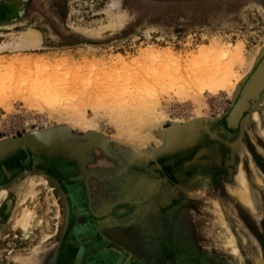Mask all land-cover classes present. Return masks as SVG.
Returning a JSON list of instances; mask_svg holds the SVG:
<instances>
[{"label": "rangeland", "instance_id": "374dc122", "mask_svg": "<svg viewBox=\"0 0 264 264\" xmlns=\"http://www.w3.org/2000/svg\"><path fill=\"white\" fill-rule=\"evenodd\" d=\"M1 7L0 43L27 28L42 37L39 49L0 54L2 68L14 57L16 69L42 59L33 65L74 87L62 93L68 110L25 103V94L0 102V264H254L253 252L264 264V85L243 117L251 99L232 112L264 66V0H0ZM117 20L120 28L105 29ZM229 44L243 47L247 64L232 96L204 91L198 106L186 95L178 100L171 81L165 91L148 90L156 88L147 81L171 70L146 59L149 51L187 57ZM141 92L159 106L137 125L126 97ZM229 116L234 127L241 119L237 128ZM242 171L253 212L226 192ZM32 184L35 195L23 202ZM21 208L35 212L28 233L14 223ZM184 212L193 214L190 231L174 215ZM151 213L155 230L140 226Z\"/></svg>", "mask_w": 264, "mask_h": 264}, {"label": "bare ground", "instance_id": "6f19581e", "mask_svg": "<svg viewBox=\"0 0 264 264\" xmlns=\"http://www.w3.org/2000/svg\"><path fill=\"white\" fill-rule=\"evenodd\" d=\"M4 10L5 8H0V16H2ZM17 24H20V22L13 24L9 27L16 26ZM121 26L122 24L117 20L115 22H112L111 24L109 23V25L105 29H108L110 32H113L115 29L120 28ZM10 33L8 34L7 41L0 43V54H20L41 48L42 37L38 35V33H36L35 31H33L31 28L21 29L20 31L12 34ZM162 57L163 59H161ZM145 58L153 61V63L157 65L158 62H161L160 60H163L164 63L171 64V66H168V68H170L171 70H168L165 73L167 75V79L157 77V80L153 83L147 81V84H150L156 88L148 90H152V92L155 93L158 90L165 91V88L163 89L162 86H165L166 83L170 84L169 81H171L174 83L173 86L178 87L172 89L173 91H175L176 98L178 100H181V98L178 96L186 95L192 99L195 105L198 106L203 102L204 91H207L212 95L224 92L228 96H232V94L236 91L237 86L241 83L244 78V75L239 73L238 70H241L245 65H247L243 47H234L232 44H229L226 47H222L220 45H210L208 47H201L197 50L195 55H190L187 57L176 55L171 51H167L165 55L161 56L154 51H149L145 55ZM23 59H25V57ZM23 59L21 58V60ZM14 60L15 61H13L9 65V67H3L4 70L2 71H5V73L0 76V91H3L4 93L2 95L3 99L0 98L2 99L0 102L10 104L11 102L9 101L11 100H9L10 98H7L9 95L25 94L27 97L24 100L25 103H29L35 106L39 105L40 107L50 109L64 107L63 109L68 110L67 106L65 105H67L66 101L69 100V98L62 97V93H67L68 91L72 90L74 87V82L68 83L67 80L62 79L61 75H58V73L50 71L46 72L43 68L41 70V67H38L37 64L33 65V63L35 64L38 61H43L42 59H35L32 63L28 62L27 64H25V61L23 60L22 62L27 67L21 69H16V65L19 62L21 63L19 58L14 57ZM189 60H191L189 62V71H185L184 74L181 75V77H178L177 70L185 66ZM262 60L258 64H260ZM160 65L163 64L161 63ZM250 65L251 63L248 64V67H251ZM3 68L0 65V69ZM254 70L252 71L250 76L254 74ZM146 83L145 86L147 85ZM263 85L264 66H260L258 74L255 77H249V80L245 85L244 91L242 92L241 99L237 100V109H243L246 107V102L251 99L250 104L247 108H245L242 117L249 110V108H251V103L259 101V99L253 98H255L259 94L257 92L263 87ZM126 98H128L126 104L133 108V110L136 112V121H132L134 124H141L142 122H144V119L142 118L143 116L150 115L156 110L158 111V101L156 102L155 100H153V97L146 96L144 92H141L139 95L136 96H130L129 94ZM239 121L237 122V124L239 123ZM229 125L231 126L230 123ZM231 127L234 128V126ZM158 131V129L151 131V138L153 140H157L156 138L158 136ZM147 140H149L148 137ZM4 151L5 144L0 140V155ZM40 183H43V181L36 182L37 185H39ZM226 187L227 195L234 198V201L236 203L240 204V206L245 208L247 211L250 210V212H253L255 210L253 207V198L250 196V192L243 171L238 176L236 187L232 185H227ZM34 190L35 185L32 184L25 193L23 202L28 197H34ZM4 194L5 192L1 191L0 197L4 196ZM32 211L33 210H26L24 208H21V211H19L17 213V216L15 217L14 223H16V225L21 229L23 233H28L32 230L33 226L35 227V212ZM38 225H40V221L38 222ZM253 253L251 255V259L252 261H254V264H263L262 257L260 255L257 257L256 255H253Z\"/></svg>", "mask_w": 264, "mask_h": 264}, {"label": "crops", "instance_id": "0c3cea01", "mask_svg": "<svg viewBox=\"0 0 264 264\" xmlns=\"http://www.w3.org/2000/svg\"><path fill=\"white\" fill-rule=\"evenodd\" d=\"M179 214L182 215L181 218L178 219V221H179L178 223H179L180 230L181 231H187V230L190 231L192 229V227H193V224L191 223L193 214H191V213H185V212L182 213V214L181 213H174V215H176V216H178ZM196 214H194V215H196ZM157 216H158L157 213L148 214V218H143V220H144L145 223H143L140 226L143 227V228L147 227V228H149L151 230H155L157 228V226H156V223L154 222V220L157 219L156 218ZM134 229H136V228H134ZM141 229L142 228L139 227L138 228V231H140ZM180 235H184V234L182 232H180ZM187 248L184 249V252H188L189 251V250H187ZM151 252H153V251H151Z\"/></svg>", "mask_w": 264, "mask_h": 264}, {"label": "flooded vegetation", "instance_id": "af4514ba", "mask_svg": "<svg viewBox=\"0 0 264 264\" xmlns=\"http://www.w3.org/2000/svg\"><path fill=\"white\" fill-rule=\"evenodd\" d=\"M0 182H2L1 179H0ZM130 227H131V226H130ZM131 230H132V228H130V231H129V230L127 231V232H129L130 235H129V237H128V236L126 237V243H127V248L131 247V248L133 249V248H134V247H133L134 245L132 244L133 242H132V240H131V235H132V234H131ZM132 245H133V246H132ZM142 247H145V248H146L145 250H147V247H146V246L143 245ZM147 251L150 252L151 249H149V250H147ZM142 252H143V251H142ZM116 260H117V259H116ZM116 260H115V264H118V260H117V261H116ZM123 264H128V261H127V260L124 261Z\"/></svg>", "mask_w": 264, "mask_h": 264}, {"label": "water", "instance_id": "95a60500", "mask_svg": "<svg viewBox=\"0 0 264 264\" xmlns=\"http://www.w3.org/2000/svg\"><path fill=\"white\" fill-rule=\"evenodd\" d=\"M238 99H239V98H238ZM236 104H237V102H236ZM236 104H235V105H236ZM234 107H235V106H234ZM233 109H234V108H233ZM232 111H233V110H232ZM247 112H248V111H247ZM247 112H246V113H247ZM231 113H232V112H231ZM229 117H230V116H229ZM228 119H229V118H228ZM228 121H229V120H228ZM237 125H238V124H237ZM228 126H229L231 129H235V128H237V126L234 127V128H232V127L229 125V123H228Z\"/></svg>", "mask_w": 264, "mask_h": 264}]
</instances>
